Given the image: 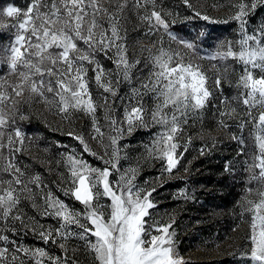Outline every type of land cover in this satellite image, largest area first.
<instances>
[{
	"label": "snow or ice",
	"instance_id": "snow-or-ice-1",
	"mask_svg": "<svg viewBox=\"0 0 264 264\" xmlns=\"http://www.w3.org/2000/svg\"><path fill=\"white\" fill-rule=\"evenodd\" d=\"M184 2L192 7L189 0ZM128 5L129 0H29L25 9L8 6L0 11V28L14 29L11 41L0 48V64L8 69L6 75L0 76V172L7 174V178L0 177V224L4 230L15 231L8 227L9 219L24 224L18 205L22 197L31 198L32 190L28 184L40 186L39 176L25 182L22 179L25 173L14 161V154L23 150L25 137L16 126L17 116L28 118L20 112L19 105L42 102L52 106L56 114L66 120H70L75 112L88 115L93 123L92 138H99L101 145L105 133L98 126L95 113L98 106L104 107L105 119L111 129L104 155L94 152L82 136L68 133L79 141L84 153L97 157L106 165L104 168L93 167L82 156L66 154L70 187L64 190L65 195L82 204L83 212L70 209L59 198L52 197L51 191L44 197L43 214L61 221L55 233L61 240L59 246L65 250V256L48 257L42 249L21 247L10 253L8 247H0V264H16L17 260L25 264L17 253L28 256L29 252L35 258V264H42L39 257H48L53 264H69L66 242L70 238L84 241L94 264H186L176 249L175 221L161 223L150 211L156 207L150 199L155 188L146 189L134 184L136 168L121 171L118 142L125 131L130 133L134 127L160 125L162 131L156 133L152 144L146 147L149 156L164 161L163 172L171 174L183 157V153L177 154L181 147L178 134L183 132V125L200 115L213 92L207 74L191 57L186 59L188 53L165 49L162 41H154L160 45L156 53L142 49L148 51L147 60L151 66L146 78L131 89V95L120 98L125 104L122 120L111 115L114 109L109 105L115 103L119 84L121 81L131 83L132 70L140 63L138 59L129 61L125 35L122 34L123 13ZM255 6V0L251 5L243 0L234 5L236 11L232 19L238 22L240 29L237 47L234 49L231 41L222 42L211 59H232L240 65L235 82L238 96L232 100L223 96L222 80L231 65L217 69L212 86L221 93L220 117L238 115L241 117L238 127L242 131L246 125H252V151L245 164L249 173L247 183L253 186L245 189L241 213L242 217L249 214L246 237L249 247L240 252V258L248 264H264V26L249 34L245 19ZM141 8L145 11L141 19L149 24L146 35H155L162 30L171 41L196 53L194 41L180 39L169 31L170 24L175 21H169L157 10L156 0H132V9ZM195 15L216 22L200 12ZM5 17L12 18L13 23H5ZM99 54L115 64V84L113 72L106 71L97 59ZM91 83L107 94L100 104L93 99ZM149 93L154 106L146 113L143 96ZM233 102L239 104L242 111ZM219 124L223 128L229 126L224 119ZM232 139L241 146L238 155H245L249 146L243 137L234 135ZM190 142L191 137L184 151ZM114 171L118 173L115 181L110 180ZM72 225L80 231H72ZM39 235L45 243L49 239L56 242L51 229L41 231ZM0 240L4 244L14 243L7 235H0ZM72 264L78 262L72 261Z\"/></svg>",
	"mask_w": 264,
	"mask_h": 264
},
{
	"label": "rangeland",
	"instance_id": "rangeland-1",
	"mask_svg": "<svg viewBox=\"0 0 264 264\" xmlns=\"http://www.w3.org/2000/svg\"><path fill=\"white\" fill-rule=\"evenodd\" d=\"M27 2L29 5V1ZM239 2L241 0H189L192 7L185 4L184 0H168L160 4L156 2L157 10L161 11L169 21H175V23L170 24L169 31L180 39L195 42V54L188 49H184L182 45L171 41L162 30L155 35H146L149 24L141 19L145 15V11L143 8L132 9V0H129L128 8L123 13L122 24L124 32L122 34L125 35L124 42L127 46L128 59L130 62L138 59L140 63L132 70L131 83L121 81L118 86V95L114 98L115 103H110L109 105L114 109L111 112L114 118L118 121L123 118L125 104L120 102V98L131 95V89L136 87L140 80L146 78L151 66L147 60L148 51H142V49H150L152 53H156L160 45L154 44V41H162L165 49L171 48L188 53L186 59L191 57L201 67L202 71L207 74L209 77L208 85L213 92V96L209 99L205 108L200 110V115L190 119L188 124L183 125V132L178 134L181 147L177 150V154L183 153V157L171 174L163 172L164 161L149 156L146 147L152 144L156 133L162 131L160 125L147 128L134 127L130 133L125 131L122 139L118 142L121 156L119 167L121 171L134 167L137 169L134 184L146 189L155 188L150 199L156 204V207L150 211L154 218L160 219L161 223L171 220L175 221L173 229L176 233L174 238L176 249L178 254L184 258L186 264L211 261L214 264H248L247 260L240 258V252L246 251L249 247V242L246 239L249 230L247 218H243L244 220H241L242 218L240 220L235 219V226H233L230 220L233 216L222 209H208L202 212L186 210L187 205L192 200L213 194V190L205 189L203 184H199L197 188L194 185L198 175L207 174L202 169L195 168L194 164L200 159L211 160L216 151L225 152L229 155L236 150L239 152L240 149L238 141L233 140L232 136H237L235 131L240 129L238 123L241 117L235 114L232 118L218 115L222 108L219 100L221 93L217 92L212 86V81L217 75L218 66L211 57L216 53V49H220L221 43L210 41L209 38L205 40L206 42H203L204 38H199V33H197L196 38H191L192 35L195 36L198 28L204 25V21L209 22L196 16L195 12L207 15L211 20L228 23L230 26L235 21L232 19L236 11L234 5ZM243 2L251 5L254 0H243ZM182 5H187L191 8L189 13L187 12L188 9L184 10L185 7H180ZM255 5V8L250 9L245 17L249 34L255 33L264 26V5L261 0H255ZM8 6L16 5L9 4ZM6 7L0 6V11ZM4 22L11 24L13 19L5 17ZM180 27L183 28V34L180 33ZM13 32L14 29L11 27L0 28V35L9 37V40L6 39V43L3 44L4 46L11 41ZM227 38L228 40L225 38L223 43L226 44L231 41L235 49L237 47L236 41L240 39L239 27L237 33H234V30L230 31L227 34ZM215 45L216 47H214ZM109 55H112V53L110 52ZM231 61H233L229 69L231 73L227 74V77L239 94V90L235 87V82L240 72V65L232 59L227 62L231 63ZM101 62L103 65L105 60ZM213 65L217 67L214 68ZM108 67V69L105 67L104 69L113 72V82L115 84V64L110 60ZM7 70L5 65L0 64V76L6 75ZM257 74H259L258 70ZM88 75L92 77V73H88ZM9 79H15V77H9ZM90 89L93 99L100 104L102 97L107 94L103 93L102 89H99L95 83L90 84ZM211 102H214L212 108L209 106ZM143 105L146 113L154 106L153 97L150 93L143 96ZM18 107L20 112L28 118L20 119L17 116L16 126L25 133V137L23 150L14 154V161L25 173L24 177H22L25 182L31 181L35 176H39L40 186L37 187L35 183L28 184V187L32 190L31 198H21L18 210L24 219L23 225L19 221L9 219L8 227L14 228L15 231L13 232L4 230L3 224H0V235H7L9 240L14 242L4 244L0 240V247H8L10 253L17 247L29 250L42 249L48 254V257H64L65 250L60 248L61 240L55 233V229L59 228L61 221L54 216L43 214L44 197L48 191H51L52 197L59 198L70 209L83 212L84 206L82 204L70 195H65L64 190L70 187L66 154L82 156L93 167L104 168L106 165L97 157L84 153L79 141L68 135V133L73 132L82 136L94 152L104 155L105 146L109 143L108 135L111 131L108 121L105 119V109L98 106L95 113L98 126L105 133L103 137L104 143L101 145L99 138L95 140L92 138L94 135L93 123L88 115L75 112L70 120L62 119L61 115L56 114L52 106L35 101L30 105L21 104ZM221 119H224L229 125L227 128L220 126L219 121ZM31 120L34 122L38 120L40 123H44L42 126L43 130L38 131V128ZM74 121L77 122V127L72 126ZM124 128H127L126 124ZM189 137H191V142L187 143V151H184V146ZM234 143L238 147H233ZM232 147L235 148V151H231ZM108 151L110 152L111 148ZM105 159H107V156H105ZM239 159L236 152L233 153L225 163L224 170L232 172V174L242 173L244 165L242 160ZM0 177L7 178V174L0 172ZM116 179H118V173L114 171L110 180L115 181ZM166 180H173L179 183L178 193L173 197L176 204L174 209L169 206L166 207L164 200L159 199L160 196L156 194ZM102 202L107 203L106 200H102ZM14 211L17 210L14 209ZM49 229L53 230L55 243H53V239H49L45 243L39 235L41 231ZM70 229L75 232L80 231L75 225L70 226ZM215 231H220L223 236L220 234L218 236L217 234L213 235ZM66 248L69 264H72V261H77L78 264H94L92 253L85 247L84 241L70 238L66 242ZM17 255L25 261V264H35V258H32L31 252H29L28 256L23 253H17ZM48 257H39V259L42 260V264H53ZM16 264H20V261L17 260Z\"/></svg>",
	"mask_w": 264,
	"mask_h": 264
},
{
	"label": "trees",
	"instance_id": "trees-1",
	"mask_svg": "<svg viewBox=\"0 0 264 264\" xmlns=\"http://www.w3.org/2000/svg\"><path fill=\"white\" fill-rule=\"evenodd\" d=\"M27 1L29 0H0V6L6 7L9 4H14L20 7L21 9H25L28 7ZM164 1L167 2L168 0H156L158 4ZM262 3L264 5V2ZM180 7H185L184 10L188 9L187 11L188 13H189V10L191 9L187 5H182ZM238 27L239 25L235 21H233V23H231L230 26L228 25V23L227 24L221 23L219 21H216L215 23L204 21V25L202 27H199L198 31L195 33V36L192 35L191 38L193 37L196 38L197 33H199L200 34L199 38L200 37L204 38L203 42H206L205 40H208L209 38L210 41L222 43L225 40V38L228 40L227 34L230 31L232 32L234 30V33H237ZM181 28L182 27H180L179 30L181 31L180 33L183 34L184 31H183V28L182 29ZM6 39L9 40V37H6V35H0V48L4 46L3 44L6 43ZM214 47H216V45ZM216 52H217V49H216ZM97 59L99 60L101 64H102L101 61L105 60V62L103 63V66L106 69L109 68L108 62H110V60L105 59L103 54H99L97 56ZM214 61L217 64L218 68H221L225 64L232 66V63H233V61H231V63L227 62V61H230V59L227 61H221V60L216 59ZM89 69H90L89 73H92L91 66L89 67ZM230 73L231 71L229 70L228 74ZM89 78L91 77L89 76ZM222 89H223V96L227 97L229 100H232L234 97L238 96L236 89L228 81L227 75L222 80ZM213 104L214 102L213 103L211 102L209 106L212 108L214 106ZM233 104L234 106H237L239 111H242V108L239 104H236L235 102H233ZM32 122L38 128V131L43 130L42 126L44 123L42 124L38 120L37 122H34V121ZM72 126L77 127L78 126L77 122L74 121ZM251 130H252V125L248 124L243 129V131L240 129H237V131H235L237 134V137H243L245 143L249 146L248 148L245 149V155H238L237 150L235 151V148H233V147H238V145H236L235 143L233 144L234 146L231 149V151L233 150L236 152L237 158L239 157L240 158L239 160H242V164L244 165V167L242 168L243 170L242 173L232 174V172H229V171L226 172L224 170L225 163L235 152H232L231 154L228 155L225 152L222 153L220 151H216L213 157L211 158V160L206 161L205 159L204 160L200 159L197 163L194 164L195 168H199V169H202L203 172H207L206 175H198L195 179L194 185L197 188L199 184H203L205 189H212L213 194H208L207 197H200L198 199L192 200V202H189V204L187 205L186 210L202 212V211H207L208 209H213V210L222 209L224 211L229 212L231 216H233L230 219L233 226H235V223H234L235 219L240 220V218H242L241 220H244L247 218L246 220H249L248 213H245L244 217L241 216V213L244 211V204L242 201L245 195V189L247 187L253 186L247 183L249 173L246 171V164H245V161L249 159V154L252 151L251 145L253 141H252V136L250 135ZM178 189H179V183L177 181L166 180L164 181L163 185L159 188L156 194L160 196L159 199L164 200L166 207L169 206L172 209H174L176 204L174 202L173 197L177 195ZM250 198H254V197H250ZM216 234L217 236L219 234L222 235L220 231H215L213 235H216ZM192 264H214V263L211 261V262H206V263H192Z\"/></svg>",
	"mask_w": 264,
	"mask_h": 264
}]
</instances>
